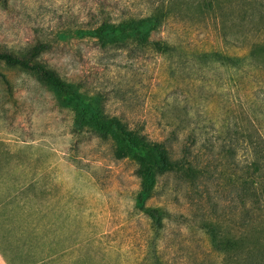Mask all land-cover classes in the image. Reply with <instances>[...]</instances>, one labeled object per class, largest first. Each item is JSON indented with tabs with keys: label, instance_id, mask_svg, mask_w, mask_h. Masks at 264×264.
Returning <instances> with one entry per match:
<instances>
[{
	"label": "rangeland",
	"instance_id": "374dc122",
	"mask_svg": "<svg viewBox=\"0 0 264 264\" xmlns=\"http://www.w3.org/2000/svg\"><path fill=\"white\" fill-rule=\"evenodd\" d=\"M247 2L0 3V50L21 53L36 42L48 43L39 61L86 100L100 103L105 115L165 141L182 160L183 170L159 177L157 195L148 201L174 215L156 237L165 264H188L207 254L197 221L232 227L243 206L251 205L239 186L252 176L245 165L255 135L264 140V85L253 89L246 67L236 75L235 62L226 67L201 55L215 50L239 56L264 39V27L258 31L254 22L240 21ZM157 4L169 8L168 16L148 38L165 39L167 54L131 42L101 47L89 34L104 21L141 17ZM0 72L7 81L0 78V201L63 205L57 237L64 241L40 264H151L143 244L149 220L132 207L138 189L134 161L115 158L112 141L90 127L74 130V113L59 104L52 87L3 64ZM259 172L264 175V165Z\"/></svg>",
	"mask_w": 264,
	"mask_h": 264
},
{
	"label": "trees",
	"instance_id": "16d2710c",
	"mask_svg": "<svg viewBox=\"0 0 264 264\" xmlns=\"http://www.w3.org/2000/svg\"><path fill=\"white\" fill-rule=\"evenodd\" d=\"M5 0H0L4 2ZM250 6L240 21L247 20L264 27V0H246ZM162 4L151 5L141 17H124L117 21H104L89 31L96 37L101 47L109 43H134L143 49L159 54H167L170 44L165 39H149L167 18L169 8L162 10ZM49 47L48 43L36 42L21 53L0 50V64L29 73L40 83L48 85L57 93L58 102L69 107L74 113V130L86 125L103 139L112 141L113 154L117 159L130 157L135 163L138 189L132 196V207L149 220V234L144 238L146 254L152 255L151 264H165L157 253V236L164 220L174 216L163 205L148 204L157 195L159 177L167 173H179L183 169L182 160L173 156L171 147L165 141L150 140L134 127H130L116 115H105L100 103L82 97L76 86L62 78L53 68L37 59ZM204 57H213L221 64L235 62L233 71L237 75L246 67L250 73L253 89L264 85V39L251 43L242 55H228L221 51H202ZM0 78L7 84L4 75ZM249 147V162L245 165L252 176L240 181V192L251 198L250 207H244L234 226L221 225L208 220L197 221L199 230L206 236L209 250L206 255L196 256L188 264H264V175L259 171L264 165V140L258 133ZM243 204V203H242ZM145 259V258H144ZM140 263V262H139Z\"/></svg>",
	"mask_w": 264,
	"mask_h": 264
},
{
	"label": "crops",
	"instance_id": "0c3cea01",
	"mask_svg": "<svg viewBox=\"0 0 264 264\" xmlns=\"http://www.w3.org/2000/svg\"><path fill=\"white\" fill-rule=\"evenodd\" d=\"M62 210L63 205L57 203L1 200L0 264H40L55 256V243L64 241L57 237L61 235ZM62 251L61 247L59 253Z\"/></svg>",
	"mask_w": 264,
	"mask_h": 264
}]
</instances>
